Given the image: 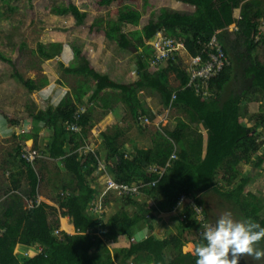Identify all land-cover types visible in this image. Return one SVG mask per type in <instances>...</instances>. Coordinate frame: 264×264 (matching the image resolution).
I'll return each mask as SVG.
<instances>
[{
    "label": "trees",
    "instance_id": "trees-1",
    "mask_svg": "<svg viewBox=\"0 0 264 264\" xmlns=\"http://www.w3.org/2000/svg\"><path fill=\"white\" fill-rule=\"evenodd\" d=\"M117 1L96 0L95 4L102 8ZM177 1L192 5L194 11L187 14L161 8L155 20L149 19L141 29L125 33L122 31L124 23L137 26L142 17L139 10L126 5L116 10L117 21L109 23L106 28L100 21H92L89 31L94 34L103 33L108 39H117L121 48L133 46L136 51L145 47L146 40L163 31L170 38H180L191 56L202 54L204 58L208 52L205 46L216 36L230 64L209 80V96L197 93L193 87H186L188 75L175 62L178 59L176 56L164 68H160L161 66L150 67L149 57L137 54L138 79L132 84L119 83L96 72L79 48H74V51L82 59V63L64 70L66 74L89 76L95 81L92 99L100 98L105 109L111 108V101H123L134 119L147 112L137 97L138 90L144 88L159 92L164 108L176 107L186 112L188 122L179 120L173 130H166L164 134L156 133L151 148H135L129 157L118 144L120 132L113 136L101 133L108 150L105 159L111 160L113 164L108 165L113 179L121 184L143 182L145 186L142 192L157 199L156 205L143 203V206L135 198L126 197V202L137 208L133 215L118 212L108 221H103L87 213V206L95 193L90 178L98 166L99 153L67 154L68 145H72L73 149L81 145L84 127L89 123L90 116L86 111L75 120L77 106L66 96L57 107L36 112L32 110L30 116L35 122H44L52 130L51 139L43 152L51 158L61 159L64 168L74 177L76 191L59 197L57 206L38 203V175L32 163L22 157L21 147L16 145L13 156L28 181L26 193L32 205L24 208L20 202L10 200L0 212V264H196V256L183 250L186 242H202L201 225L198 220L193 219L194 210L190 204L184 211L186 218L179 224L176 234L162 239H156L152 234L141 240L134 239L137 229H153L152 222L156 213L176 212L174 209L181 196L201 207L208 222L211 221L208 219L206 202L209 194L213 193L228 203V211L238 209L239 213H232L235 216L241 214L240 220L250 218L264 226V218L258 216L261 207L255 202L257 198L252 193H245L252 177L239 169V164L252 162L253 156L255 168H262L264 164V152L258 154L263 143L258 128L264 126V115H253V124L250 120L247 124L242 121L246 116L243 104L248 100V91L253 89L264 96V61H259L255 56L257 48L264 46V34L260 32V25L264 23V0ZM52 9L57 15H72L79 26L85 23L86 12H81L74 4L56 5ZM61 51L60 43L39 44L37 49L42 59H52L60 55ZM0 59L11 64V60L1 53ZM245 62L242 77L249 80L247 89L240 94L222 96L225 87L232 81L233 70L237 68L235 64L238 66V63ZM171 71L177 73L181 82V86L175 89H171L168 84L167 75ZM13 77L28 91L40 89L47 82L45 77L38 82L24 79L17 71H14ZM106 89L117 90L120 94L100 97ZM85 91L86 89L79 88L76 102L79 103ZM74 121L80 125L79 132L65 128V123ZM189 123H197L206 128L205 153L202 133L194 132ZM174 151L176 158L170 159ZM167 162L170 166L162 176L149 170L154 165L164 167ZM220 172L219 185L217 176ZM154 181L153 186L148 185ZM20 188L21 179L13 174L10 190ZM61 225L65 230H59ZM118 234L127 236L129 242L127 246L114 247L112 253L105 240L113 242ZM263 241L264 239L257 244L261 245ZM17 245L39 247L40 250L34 256H22L14 251Z\"/></svg>",
    "mask_w": 264,
    "mask_h": 264
},
{
    "label": "rangeland",
    "instance_id": "rangeland-1",
    "mask_svg": "<svg viewBox=\"0 0 264 264\" xmlns=\"http://www.w3.org/2000/svg\"><path fill=\"white\" fill-rule=\"evenodd\" d=\"M95 1L0 0V53L11 60V64H9L0 59V212L7 207L8 201L10 200L11 202H20L24 207H30L32 204L26 200L28 199V193H26L27 185L24 178L25 174L19 169V162L13 156L15 153L14 148L17 144L22 146V150L32 149L38 151L33 166L40 178L38 186L40 201L54 203L57 196H61L58 194L63 191V188H65V194L73 193L76 190L73 175H67V173L61 171L64 169L58 167V163L56 164L58 161L50 162L47 156L48 154H44L45 152H43L44 142L40 140V136L45 138L50 131L44 129L47 132L44 133V131H40L39 129L33 130L32 123L38 122H35L30 116V111L32 110L36 112L38 110H45L52 105L55 106L66 92H69L71 89H76L81 81L88 82L91 87L95 84L94 81H89V79L87 81L81 77L64 74L60 68L62 66L60 62L62 59L65 61V58L74 55L73 47L76 46L82 51L85 50L89 55L96 52L97 56L104 57L105 60L101 59V57L99 59H101L105 67L108 66L107 68L110 69L108 73L117 82L123 84H132L134 78L137 76V54L140 53L142 57L149 58L153 56L154 50L152 46H154L156 39L146 40L145 47L139 48L138 51L133 46L122 49L118 45L117 39H106L102 34L90 32L89 24L92 21L98 20L103 27H108L109 23L115 22L118 19L116 10L126 5L139 10L142 13V17L137 26L124 23L122 25V31L125 33L141 29L149 19L155 20L161 8L187 14L193 11L192 6L177 0H118L111 6L102 8H98ZM69 4H74L81 12H86L87 16L84 25H77L75 19L70 14L57 15L53 12L52 8L54 6H67ZM260 32L264 34L263 22L260 25ZM162 33L164 34V32ZM156 36L157 34L154 37ZM176 40L180 41V38H176ZM50 43L62 44L65 53L63 52L60 57L56 56L52 59H42L37 53L38 45H49ZM181 48L179 46L178 56H180L179 58L186 66L190 63V57L188 59L180 55ZM231 55L233 57L234 52ZM255 56L259 61H264L263 45L257 48ZM178 59L175 61L177 64L180 61ZM246 63H238V66L234 63L237 68L233 70L234 76L232 77V81L225 87L224 96L229 92L240 94L244 89H247L249 84L248 78H243L242 75L239 76L240 73H243V68L246 67ZM166 65L167 62L161 65L160 68H164ZM14 71L19 72L24 79H32L35 82H38L42 77H46L48 83L43 88L28 91L21 82L13 77ZM167 76L169 83L177 88L179 80L177 73L171 71ZM238 80L243 81L240 82ZM248 92V95H246L248 100H245L243 104L246 116L242 121L244 124H247L250 120L253 124L255 122L254 119L251 120L253 115H264V96L253 89H250ZM119 94L117 91L105 90L101 93L100 97L106 98L109 95L114 97L119 96ZM138 96L146 104L149 111L151 110L155 114L154 118H149L150 123L146 126H143L140 120L133 119L123 101L117 102V100H114L112 104L115 108L112 113L113 121L109 111L101 107L102 103H97L96 100L100 101L98 98L85 103L84 111L92 107L90 113L92 125L87 124L84 127L83 135H85L86 141H84V145H88L91 148L96 146L95 149H98L104 154V148L101 146L100 131L98 129L102 132L113 133L110 130L116 124L117 131L120 130L122 132L118 136V144L126 151L129 157L133 151V147H152V138L157 131H171L178 124L179 120H188V116L184 110L177 109L176 107L164 108L162 106L161 96L152 89H139ZM11 120H18V126L11 125ZM41 126L44 128L43 124ZM191 128L194 132H197L195 130L196 128L198 129L197 124H192ZM34 131L38 132V134L35 133V137H33ZM258 131L261 132L260 140L263 142L258 152V154H261L264 152V126H260ZM21 133L29 134L33 138L24 140L23 136L20 135ZM100 161L103 166V155L100 156ZM253 161H255V156H253ZM253 161L239 164V169L244 174L252 177L251 183L246 186L245 193L255 195L257 198L255 202L261 207L258 216L264 218V164L262 168H255ZM99 170L93 174V178L94 184L102 192H100L101 195L99 194L100 197L95 206L98 209V213H100L99 215L103 216L102 220L108 221L112 214L121 212L122 209H125L130 215L137 212V208L129 205L125 202V199L124 203L129 206L123 207V201L121 200L119 202L120 199H118V203L115 202L118 197H115L110 185H105V176L102 175L103 171H101L102 167ZM13 174H15L16 178L19 177L23 183L22 188L18 192L13 189L10 190ZM220 177L221 172L217 176L219 185L221 184ZM135 199L142 205L146 203L151 206L156 205L158 201L150 196H146L144 192L136 196ZM187 203L184 200L181 207L185 208ZM206 203V207L209 209L208 219L213 223L216 222L215 219L218 220L223 213L229 210L228 203L226 204L217 194L210 193ZM176 212L178 213L179 211ZM230 212H236L237 214L239 210H231ZM171 213L173 212H159L155 214L153 220L154 231L152 233L155 237H160L159 239H161L177 233L182 220L181 217L179 219L175 217L169 218L168 214ZM234 214L232 213L233 218L240 220L241 214L240 216H235ZM162 218L163 220H161ZM60 230L65 229L63 226H60ZM157 230L160 232L159 234ZM149 234H151L150 230L147 229L145 235ZM134 236L135 240H141L139 235ZM128 242V237L122 234H118L117 239L113 242L111 240H105L106 246L112 253L114 252V247L127 246ZM256 247L264 249V241L261 245L257 244ZM183 250L185 252L194 251L193 243L189 242L185 244ZM14 251L22 256H34L37 254L38 249L18 245ZM168 257L170 258V255ZM239 264H264V257L255 259L254 256L243 254L240 257Z\"/></svg>",
    "mask_w": 264,
    "mask_h": 264
},
{
    "label": "crops",
    "instance_id": "crops-1",
    "mask_svg": "<svg viewBox=\"0 0 264 264\" xmlns=\"http://www.w3.org/2000/svg\"><path fill=\"white\" fill-rule=\"evenodd\" d=\"M190 6H192V5H190ZM193 7V6H192ZM193 11H194V7H193ZM192 11V12H193ZM191 12V13H192ZM229 31H230V29H228ZM163 31H160V32H158V33H162ZM98 34H102L103 36H104V34L103 33H98ZM165 34V33H164ZM155 36V35H154ZM153 36V37H154ZM105 37V36H104ZM106 38V37H105ZM106 39H108V38H106ZM148 40H152V38H150V39H148ZM180 41L182 42V44H183V41L180 39ZM74 48H78V47H76V46H74L73 47V51H74ZM80 49V48H79ZM123 49V48H122ZM127 49V48H126ZM65 51V49H64V47L62 46V51H61V53H60V55H58L59 57L60 56H62V54H63V52ZM80 51H81V54L84 56V58L90 63V65L96 70V72H98V73H100V74H103V75H107L111 80H114V81H116L115 79H114V77H112V75L111 74H109L108 72H110V69H108L107 67H105V65L101 62V59H104L105 60V58L104 57H101L100 55H98L97 56V53L96 52H94V53H92L91 55H89L88 54V52H86L85 50L84 51H82L81 49H80ZM65 53V52H64ZM180 55H182L183 57H186V58H188L189 59V57H192L191 56V54L186 50V48L184 47V44H183V46H182V48L180 49ZM99 57H101V59H99ZM180 56H177V58H179ZM62 59V58H61ZM99 60H100V62H99ZM178 60H180L179 61V66L181 67V69H183L185 72H186V70H185V65L183 64V62L181 61V59L179 58ZM103 61V60H102ZM61 64H62V66L60 67L61 69H62V71H63V73L64 74H66L65 72H64V70L66 69V68H69V67H77L78 65H80V63H82V59L80 58V57H78V56H76V54H75V51H74V55H72V56H70L69 58H65V61L62 59L61 61ZM183 64V65H182ZM230 64V63H229ZM170 73V72H169ZM168 73V74H169ZM67 75H70V76H76V77H81L83 80H87V79H89V81L91 80V81H93V79H91L89 76H85V75H79V74H67ZM242 75V73H240L239 74V76H241ZM178 77V76H177ZM46 78V77H45ZM47 79V78H46ZM138 79V74H137V76H136V78H134V81L135 80H137ZM167 79H168V76H167ZM179 79V78H178ZM88 81V80H87ZM95 82V81H94ZM48 83V80H47V82H46V84ZM46 84H44V85H46ZM168 84H169V87H171V89H175V87L174 86H172L170 83H169V79H168ZM181 86V82H180V80H178V85H177V88L178 87H180ZM94 87H95V84L93 85V87H91L90 86V84H88V82H80L79 84H78V86L76 87V89H71L69 92H66L65 93V95H63L62 96V98L58 101V103L55 105V106H49V107H51V108H55V107H57V105L58 104H60V102L66 97V96H69L70 98H71V100H72V102L74 103V105L75 106H77V109H76V111H78V110H80V109H84V104L85 103H87L88 101H90V100H96V99H92L91 98V93H92V91H93V89H94ZM41 88H43V87H41ZM79 88H84V89H86V91H85V93H84V95L81 97V100L79 101V103L78 102H76V93H77V91L79 90ZM144 89H146V88H144ZM148 89H151V88H148ZM106 90H112V89H106ZM153 90V89H152ZM113 91H117V90H113ZM153 91H155V90H153ZM157 92V91H156ZM224 92H225V89H224ZM224 92H222V96L224 95ZM117 93H118V91H117ZM159 95H160V93L159 92H157ZM90 95V96H89ZM226 95V94H225ZM227 95H230V92L227 94ZM88 96V98H86ZM112 96V95H111ZM137 97L139 98V100H140V102L142 103V105L144 106V108L147 110V112L145 113V114H140L139 116H143V117H145V118H147L148 119V123L147 124H149L150 123V120H149V118L150 119H152V118H154V115L155 114H153V112L151 111H149V109L146 107V104H144L143 103V101L140 99V97L138 96V92H137ZM86 99V100H85ZM99 100H101L100 98H98ZM97 101V103L99 104L100 102L102 103V101H98V100H96ZM113 102L114 101H111V104H110V106H111V108H108V109H105L104 107H103V105H101V107L103 108V109H105V110H108L109 111V113H110V115H111V118H112V121L114 120L113 119V111L115 110V108L112 106V104H113ZM117 102H119V101H117ZM93 103V102H92ZM100 103V104H101ZM94 105V104H93ZM92 106V105H91ZM48 107V108H49ZM170 107V106H169ZM168 108V107H167ZM47 109V108H46ZM45 109V110H46ZM178 109V108H177ZM91 110H92V107H90V108H88V110L86 109L85 111H84V113L86 112V111H88V114H89V116H90V113H91ZM180 110H182V109H180ZM165 111V110H164ZM160 112V111H159ZM139 116L138 117H136L134 120H136V119H138L139 118ZM147 116H150V117H147ZM181 120H183V119H181ZM183 121H186V122H188V120H183ZM115 122V121H114ZM142 123V125L143 126H146L147 124H145V123H143V122H141ZM10 124L11 125H17L18 126V124H19V122H18V120H13V121H11L10 122ZM41 124H43V127L44 128H42V126H41ZM88 124H90V125H92L91 124V116H90V120H89V123ZM158 124V123H157ZM190 124V126L192 125V124H197V123H189ZM116 124H114L113 125V129H111L110 131H112L113 133H106V132H102L100 129H98L99 131H100V137H101V146L104 148L103 150H104V154L101 152V151H99L98 149H95L96 148V146H93V148H91L90 146H88V145H84V141H85V135H84V138H82V143H81V145L77 148V149H73V146L72 145H68L66 148H67V154L68 155H70V154H72V153H79L80 155L81 154H86V153H88V152H98L99 154V156H98V166H97V168H96V170H95V172L97 171V170H99L100 169V167H102V170L101 171H103V174L102 175H104L105 176V185L107 186V185H110V188H112V186H111V184H119L118 182H116L114 179H113V177L111 176V174L109 173V171H108V165H110V166H113V164H112V162H111V160H109V161H106V159H105V157H106V155L108 154V150H107V148H106V146H105V139H104V137H102V135H101V133H105V134H107V135H119L120 133H122L120 130H118L117 131V128H116V126H115ZM87 126V125H86ZM199 126L202 128H200L199 129ZM115 127V128H114ZM197 127H198V129L196 128L195 130L197 131V132H200V133H202V136H203V139H202V142H203V153H205V150H206V145H207V136H206V128L205 127H203L202 125H200V124H197ZM65 128H66V130H67V124L65 123ZM32 129L33 130H35V129H39L40 131L42 130V131H44V133H47L44 129H47L48 131H50V133L49 134H47L46 135V137L45 138H42V136H40L41 138H40V140H42L44 143H43V150H45L46 149V145L49 143V141H50V139H51V136H52V130L51 129H49L48 127H46L45 126V124H44V122H42V121H39L38 123H32ZM192 129V128H191ZM38 130V131H39ZM161 130V129H160ZM203 131V132H202ZM120 132V133H119ZM161 133V134H164L165 133V131H157L156 133ZM35 133H37L38 134V132H35L34 131V136L33 137H35L36 136V134ZM155 133V134H156ZM25 133H21L20 135L21 136H23V139L24 140H27V139H31V138H33L31 135H29V134H25V135H27L28 137H25V135H24ZM155 134L153 135V138H152V145H153V139H154V136H155ZM121 135V134H120ZM86 142V141H85ZM17 145H19L20 147H21V151H24V150H22V146L20 145V144H17ZM134 146V145H133ZM16 147V146H15ZM135 148H139V149H148V148H142V147H133V149H135ZM149 148H151V147H149ZM175 150H176V147H175ZM37 151V150H36ZM23 153V152H22ZM44 154H47V153H44ZM172 154H175V156H176V151H174ZM101 155H103V159H104V165L102 166V164H101V161H100V156ZM48 156V158H49V160H50V162L51 161H58V162H56V164L58 163V167L61 169V168H63L64 170H61V171H64L65 173H67V175L68 174H71L68 170H66L65 168H64V166H63V163L61 162V159H54V158H51L50 156H49V154L47 155ZM172 156V155H171ZM170 156V157H171ZM31 163V162H30ZM33 163H34V161L32 162V165H33ZM155 166V165H154ZM33 169H34V171H36V169L34 168V166H33ZM100 171V170H99ZM94 172V173H95ZM36 173H37V171H36ZM93 173V174H94ZM92 174V178H90L91 179V186L95 189V193H94V197H93V199L89 202V204H88V206H87V213L89 214V215H91V216H93L94 218H97V219H102V215H99L100 213H98V209L96 208V210L94 211V210H92V208L93 207H95L96 206V203H97V201H98V199H99V197H100V189L98 188V186L97 185H95L94 184V175ZM37 175H38V185H37V198H36V200H37V202L39 203V202H45V203H47V204H52V205H54V206H57L56 204H57V202H58V199H59V197L57 196V199H56V201L54 202V203H51V202H46V201H40L39 200V194H38V186H39V182H40V178H39V174L37 173ZM25 178V177H24ZM25 181H26V185H27V188L29 187V185H28V181H27V179L25 178ZM76 183V182H75ZM121 184V183H120ZM22 186H23V183H22ZM64 189L65 188H63V191L62 192H60L58 195H61V196H64V195H69V194H65L64 193ZM112 190V192L115 194V197H118L117 199H116V203H118V199H120L119 200V202H121V200L123 201V207L124 206H129V205H127L126 203H124V199L126 200V197H120V196H118V194L113 190V188L111 189ZM17 192L19 191V190H16ZM76 191V190H75ZM74 191V192H75ZM73 192V193H74ZM102 193V192H101ZM141 193H143L142 192V190H141V192L139 193V194H137V195H135V196H127V197H130V198H135L136 196H139ZM100 194V195H99ZM60 196V197H61ZM28 202H31L32 203V201H30L29 199H26ZM126 202V201H125ZM32 205V204H31ZM24 207V206H23ZM122 207V206H121ZM24 208H28V207H24ZM121 212H127L125 209H122L121 210ZM116 213H118V212H116ZM115 213V214H116ZM128 213V212H127ZM174 214H176L175 212H173ZM173 213H171V214H168V217L169 218H173V217H175V218H180V214H176V215H174ZM129 214V213H128ZM114 214H112L109 218H111L112 216H113ZM130 215V214H129ZM67 218V220H69V218L68 217H66ZM109 220V219H108ZM161 220H163V218L161 219ZM160 220V221H161ZM153 223V222H152ZM213 224H215V223H213ZM62 226V225H61ZM147 227H144V228H142V229H137V231H135L136 233H135V235H139L140 237H141V239H143V238H145V237H147L148 235H145V232H147V229H146ZM146 229V230H145ZM59 230H60V228H59ZM58 230V231H59ZM178 230H179V228H178ZM58 231H57V233H58ZM60 231H62V230H60ZM153 231H154V224H153V229L152 230H150V233L152 234L153 233ZM158 231V230H157ZM178 232V231H177ZM56 233V234H57ZM160 232L158 231V234H159ZM70 234V233H69ZM176 234V233H175ZM150 235V234H149ZM153 235V234H152ZM154 237H155V235H153ZM156 239H159L158 237H155ZM162 239V238H161ZM189 242H191V243H193L192 241H189ZM189 242H186V244L187 243H189ZM193 245H194V243H193ZM18 246V245H17ZM20 246H22V245H20ZM27 247V246H26ZM33 246H29L28 248H32ZM37 249H38V251H39V247H37ZM185 252V251H184ZM38 253V252H37ZM191 254H194V251H192V252H190ZM150 264H153V263H150Z\"/></svg>",
    "mask_w": 264,
    "mask_h": 264
},
{
    "label": "built area",
    "instance_id": "built-area-1",
    "mask_svg": "<svg viewBox=\"0 0 264 264\" xmlns=\"http://www.w3.org/2000/svg\"><path fill=\"white\" fill-rule=\"evenodd\" d=\"M219 32V31H216ZM156 42L154 46H152L154 53L153 56L149 58V66L155 67V66H161L164 63L168 62L169 60L173 59L174 56H178V48L179 46H183L181 41H177L174 38H170L167 35H164L163 33H157L156 37H153L152 40H155ZM206 49H208V52L206 53L205 58L202 54H199L197 56L190 57V63L187 64L185 67L186 73L188 75V83L186 87H193L197 93L202 92L203 95L209 96V90H208V82L212 78H215L222 69L229 65L230 61L228 59V56L224 52L222 48V44L217 39L216 36H213L209 43L205 46ZM205 48L202 50L203 53L205 52ZM172 98H175V94H173ZM84 113V109H80L75 112L74 119L80 117V115ZM138 120L141 122L147 124L148 119L139 116ZM67 130H70L72 132H79L80 131V125L77 124L75 121L67 124ZM37 151L36 150H24L22 153V157L27 162H33L37 157ZM175 154H172L170 159H175ZM170 166V163L167 162L164 167H158V166H152L149 168L151 172H154L158 174L159 176H162L166 169ZM155 184V181L148 184L149 186H153ZM113 190L118 194L120 197H127V196H135L139 194L142 190V188L145 186L143 182H137L132 184H111ZM185 197L181 196L179 199V202L177 203L174 211H179L181 220H185L186 213L184 212L188 204L191 205L192 209L194 210L193 219H196L200 222L201 229L200 234H202L209 225H213V223L208 222L205 219L204 213L202 212L201 207L194 204L192 200L187 201L185 208L181 207V205L184 202ZM92 210H96V207H93ZM57 233V231L55 232ZM40 250V249H39Z\"/></svg>",
    "mask_w": 264,
    "mask_h": 264
},
{
    "label": "clouds",
    "instance_id": "clouds-1",
    "mask_svg": "<svg viewBox=\"0 0 264 264\" xmlns=\"http://www.w3.org/2000/svg\"><path fill=\"white\" fill-rule=\"evenodd\" d=\"M201 236L202 242L194 244L196 264H239L243 254L255 259L264 257V249L256 247L264 239V226L250 218L234 219L230 211Z\"/></svg>",
    "mask_w": 264,
    "mask_h": 264
}]
</instances>
